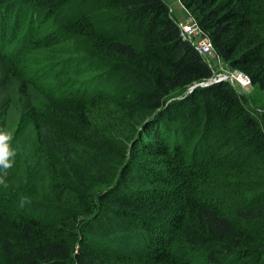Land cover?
<instances>
[{
    "label": "trees",
    "instance_id": "trees-1",
    "mask_svg": "<svg viewBox=\"0 0 264 264\" xmlns=\"http://www.w3.org/2000/svg\"><path fill=\"white\" fill-rule=\"evenodd\" d=\"M259 110L264 0H0V264H264Z\"/></svg>",
    "mask_w": 264,
    "mask_h": 264
},
{
    "label": "built area",
    "instance_id": "built-area-1",
    "mask_svg": "<svg viewBox=\"0 0 264 264\" xmlns=\"http://www.w3.org/2000/svg\"><path fill=\"white\" fill-rule=\"evenodd\" d=\"M180 5L182 6V4ZM179 27L181 29L183 38L189 40L194 45L196 50L202 55L212 71H214L212 62L215 61L219 64L223 62V60L216 53L211 39L203 35L199 25L193 20L179 21ZM213 73L214 77L210 82L212 84L224 81L229 82L231 85L235 84V82H237V84L241 83L243 85L250 83V78L243 74H239V76H237V74L230 73H221L219 75H217L215 72ZM203 85L207 84L204 83Z\"/></svg>",
    "mask_w": 264,
    "mask_h": 264
},
{
    "label": "rangeland",
    "instance_id": "rangeland-1",
    "mask_svg": "<svg viewBox=\"0 0 264 264\" xmlns=\"http://www.w3.org/2000/svg\"><path fill=\"white\" fill-rule=\"evenodd\" d=\"M181 8H182V6H180V3L179 2H174L173 4H171V10H172L173 14L179 13ZM190 20H193V19H190ZM212 64H213V68H214V71L213 72L217 73V75H219L221 73H225V74L226 73L237 74V76H239V74H243L246 77L252 78L250 75L248 76L247 73H245L243 71H240L238 69H234V68L230 67L224 61L221 62V63H219V64L216 63L215 61H213ZM211 79L208 81L209 83L211 82ZM208 82H204V83H208ZM204 83H202V84H204ZM207 85H210V84H207ZM207 85H204V86H207ZM232 86H233V89L241 96V98L243 100L245 98H248V97L252 96V95H256V96H259L260 95V97L263 96V93L262 92H258V89H259L258 83H255L254 79H252V80L250 79V83H248L247 85H243L241 83L240 84L239 83L237 84V82H235V84H232ZM263 112L261 110H259L257 112V114L258 115H261Z\"/></svg>",
    "mask_w": 264,
    "mask_h": 264
},
{
    "label": "clouds",
    "instance_id": "clouds-1",
    "mask_svg": "<svg viewBox=\"0 0 264 264\" xmlns=\"http://www.w3.org/2000/svg\"><path fill=\"white\" fill-rule=\"evenodd\" d=\"M14 132L7 128H0V185H4L8 170L12 168L17 149L13 146ZM25 201L21 200V204Z\"/></svg>",
    "mask_w": 264,
    "mask_h": 264
},
{
    "label": "water",
    "instance_id": "water-1",
    "mask_svg": "<svg viewBox=\"0 0 264 264\" xmlns=\"http://www.w3.org/2000/svg\"><path fill=\"white\" fill-rule=\"evenodd\" d=\"M205 84H211V83L208 82V83H205ZM195 87H196V86H195ZM192 89H194V87H192L191 90H192Z\"/></svg>",
    "mask_w": 264,
    "mask_h": 264
}]
</instances>
